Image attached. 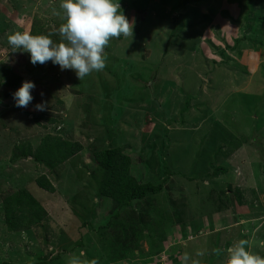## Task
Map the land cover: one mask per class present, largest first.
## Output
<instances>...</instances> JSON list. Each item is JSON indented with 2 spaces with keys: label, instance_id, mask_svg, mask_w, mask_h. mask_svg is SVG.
<instances>
[{
  "label": "rangeland",
  "instance_id": "1",
  "mask_svg": "<svg viewBox=\"0 0 264 264\" xmlns=\"http://www.w3.org/2000/svg\"><path fill=\"white\" fill-rule=\"evenodd\" d=\"M61 2L0 0V264H226L241 241L264 258V7L113 0L133 37L112 38L106 67L79 80L8 43L17 31L60 42ZM26 80L33 101L16 107ZM48 134L83 149L54 169L20 154L11 162ZM110 145L132 158L139 180H166L163 192L121 209L102 194L99 153ZM22 189L43 207L30 209L25 230L4 210ZM134 213L146 224L138 247L126 238Z\"/></svg>",
  "mask_w": 264,
  "mask_h": 264
},
{
  "label": "clouds",
  "instance_id": "2",
  "mask_svg": "<svg viewBox=\"0 0 264 264\" xmlns=\"http://www.w3.org/2000/svg\"><path fill=\"white\" fill-rule=\"evenodd\" d=\"M60 9L64 20L57 33L60 42H55L49 35L17 31L8 36L11 52L29 53L34 66L50 61L59 65L61 71L73 70L77 78L82 80L90 73L106 67L105 48L112 38L121 35L133 37L134 21H129L120 4L113 0H62ZM35 87L34 82L24 81L12 94L15 106L28 107L33 101L31 90ZM35 110H47V102L36 104ZM245 243L241 241L226 249V264H264V258L247 251ZM188 259L186 254L184 260Z\"/></svg>",
  "mask_w": 264,
  "mask_h": 264
},
{
  "label": "trees",
  "instance_id": "3",
  "mask_svg": "<svg viewBox=\"0 0 264 264\" xmlns=\"http://www.w3.org/2000/svg\"><path fill=\"white\" fill-rule=\"evenodd\" d=\"M261 1L262 0H255L254 2L257 3L260 9L264 7ZM185 2L186 1H184V3ZM262 19H264V17ZM245 37L246 36H244L241 41L245 40ZM257 42L261 43L263 40L260 39ZM4 67L1 71L2 75L4 77H8L9 80L14 78L13 75L10 76L8 74L9 67ZM18 83L19 80L17 77L11 82V86L15 87L18 85ZM82 149L83 146L80 142L72 141L59 135L48 134L41 140L40 145L34 151L30 149H23V152L17 153V155L11 158V162L18 160V155L20 154L24 157L31 156L36 162L41 163L50 169H54L56 166L68 160ZM99 154L104 158L102 160V169L104 168L105 171L104 178L100 180L101 192L102 194L113 198V200L118 203L119 209L126 206H132L135 201L140 202L146 197L157 195L163 192L166 180H163L159 183L139 180L136 175L137 168L133 167L132 158H130L123 151L122 147H114L110 145ZM37 180L42 188L51 192L55 190L54 185L49 179L46 178V176H42ZM30 209L39 211L42 210L43 207L41 203L27 191V189L19 190L18 192L5 197L4 199L5 213L11 214H9V218L14 216L11 219L12 221L15 222V220H17V224L21 222L24 223L20 224L21 230L28 228V225L25 224H29L30 222ZM129 222L131 225V231L127 232L128 235L125 233L126 238L128 239L130 238L129 236H133L134 238L131 237L133 240H135L133 243L136 245V247H138V241L141 239V228L143 230L146 224H144L143 219L139 215H136V213L129 216ZM11 227L14 226H9V228ZM119 252V254H122V251ZM42 263L43 262H40L38 264Z\"/></svg>",
  "mask_w": 264,
  "mask_h": 264
},
{
  "label": "crops",
  "instance_id": "4",
  "mask_svg": "<svg viewBox=\"0 0 264 264\" xmlns=\"http://www.w3.org/2000/svg\"><path fill=\"white\" fill-rule=\"evenodd\" d=\"M261 3H262V5H263V3H264L263 0L261 1ZM263 6H264V5H263ZM261 43H262V42H261ZM255 51H256V52H260L259 50H255ZM260 53H261V52H260Z\"/></svg>",
  "mask_w": 264,
  "mask_h": 264
}]
</instances>
